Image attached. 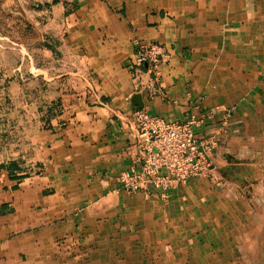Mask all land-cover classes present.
<instances>
[{"label": "crops", "instance_id": "1", "mask_svg": "<svg viewBox=\"0 0 264 264\" xmlns=\"http://www.w3.org/2000/svg\"><path fill=\"white\" fill-rule=\"evenodd\" d=\"M90 9L96 32L79 28L92 17L78 9L64 19L72 31L60 57L71 66L48 78L60 109L41 129L46 141L27 164L20 155L0 164V264H264L263 47L228 49L217 84L196 54L189 7L174 20L146 6L125 17L105 4ZM134 41L169 42V60L135 68ZM137 110L193 120L226 164L166 198L118 190L123 173L141 170ZM253 145L260 162L251 170L240 162L241 175L219 172Z\"/></svg>", "mask_w": 264, "mask_h": 264}, {"label": "rangeland", "instance_id": "2", "mask_svg": "<svg viewBox=\"0 0 264 264\" xmlns=\"http://www.w3.org/2000/svg\"><path fill=\"white\" fill-rule=\"evenodd\" d=\"M94 4H105L124 17L133 10L144 12L146 6L147 10L162 11L173 20L178 15L186 16L189 7L190 15L195 17L189 24L195 29L194 32L190 27V34L198 38L196 54L208 62L210 76H215L217 84L223 79L228 49L246 47L254 53L263 47L264 51V0H0V164L11 162L18 155L23 157L19 163L27 164L33 144L46 141L41 129L51 125L60 109L49 103L58 90L54 83L49 84L48 78L71 66V58L65 62L60 57L61 50H69L62 41L63 35L72 31L69 21L64 19L78 9L84 16L92 17L79 28L96 32L98 14L90 9ZM134 43L135 48L147 45ZM150 44L161 47L170 57L166 46L169 42ZM37 132L40 135H35ZM219 145L217 142L215 148ZM254 147L247 154L236 152L235 156L248 158L234 160L240 167L234 171L240 175L246 171L245 166L250 169L249 164L260 162L251 160L257 155ZM212 155L215 166L226 164L225 158L216 156V151ZM242 176H247L250 185L254 184L253 177L245 172Z\"/></svg>", "mask_w": 264, "mask_h": 264}, {"label": "built area", "instance_id": "3", "mask_svg": "<svg viewBox=\"0 0 264 264\" xmlns=\"http://www.w3.org/2000/svg\"><path fill=\"white\" fill-rule=\"evenodd\" d=\"M168 58L161 47L147 44L136 47L133 65L155 67ZM135 120L142 152L141 170L123 173L118 179V190L146 195L159 191L166 198L170 189L196 178H208L216 169L212 153L217 141L199 139L193 120L170 122L145 110H137Z\"/></svg>", "mask_w": 264, "mask_h": 264}, {"label": "water", "instance_id": "4", "mask_svg": "<svg viewBox=\"0 0 264 264\" xmlns=\"http://www.w3.org/2000/svg\"><path fill=\"white\" fill-rule=\"evenodd\" d=\"M141 98H140V96H135V98H134V104L136 105V106H138L140 109H143L144 108V106H143V104H142V102H141V100H140ZM234 170H240V167L238 168L237 166L235 167H233V168H222L221 170H219V172L222 174V175H226V173L228 172H231L232 173V171H234Z\"/></svg>", "mask_w": 264, "mask_h": 264}]
</instances>
